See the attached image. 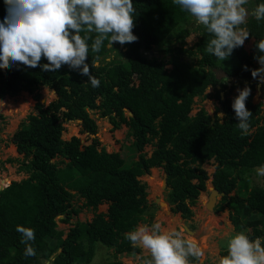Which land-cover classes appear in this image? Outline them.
<instances>
[{
  "label": "trees",
  "instance_id": "1",
  "mask_svg": "<svg viewBox=\"0 0 264 264\" xmlns=\"http://www.w3.org/2000/svg\"><path fill=\"white\" fill-rule=\"evenodd\" d=\"M261 3L264 0H252L254 8ZM133 5L137 42L118 50L113 46L107 49L109 41L105 40L97 54L91 51V44L98 34L81 33L90 37L86 63L91 66L94 56L101 57L100 66L91 69L100 81L97 88L80 74L82 66L62 65L56 72L22 64L0 69V98L25 91L33 95L37 110L11 138L22 156L18 169L28 177L0 191V264H90L98 246L114 252V260L104 264H123L118 256L140 253L125 235L138 224H154L156 206L148 203L146 185L140 178L161 168L167 175L171 212L189 219L191 207L206 189L208 175L201 166L211 160L216 164L211 184L224 193L221 203L226 204H219L215 212L228 208L234 229L246 230L251 240L260 238L264 246V186L243 184L251 171L264 166L263 103L254 101L258 81L251 75V70L260 67L254 57L264 55L255 48L256 42L264 39V20L257 21L252 15L247 19L242 27L249 31L248 39H253L250 50L234 49L229 57L233 63L219 66L220 61L206 51L213 37L203 25L194 48H184L190 35L184 24L193 16L173 0H133ZM6 15L5 0H0V22ZM172 36L176 45L164 47ZM154 47L159 57L149 59ZM196 55L195 62L184 61ZM40 63L48 61L42 58ZM214 69H221L237 85L217 80ZM245 83L252 90L246 101L252 113L247 135L238 128L232 108L239 95L232 92ZM46 86L56 99L43 107L39 88ZM209 86L220 89L205 95ZM208 96L220 104L213 115L201 108L189 116L194 99ZM90 112L107 118L112 131L122 126L127 129L131 140L125 149L132 158L106 151ZM220 112L225 114L223 121L217 116ZM71 121L78 122L81 133L90 137L88 144H82L77 136L62 138L63 125ZM148 147H152L150 154L145 151ZM58 157L60 160L54 161ZM157 176L155 171L153 177ZM231 192L233 196H229ZM102 205L107 206L105 212L98 211ZM83 210H90L92 218L71 223ZM58 222L70 227L66 232L58 230ZM17 226L34 230L31 243L35 256H24L26 246L20 242ZM141 259L145 264L149 257ZM188 259L196 262L193 257Z\"/></svg>",
  "mask_w": 264,
  "mask_h": 264
},
{
  "label": "clouds",
  "instance_id": "2",
  "mask_svg": "<svg viewBox=\"0 0 264 264\" xmlns=\"http://www.w3.org/2000/svg\"><path fill=\"white\" fill-rule=\"evenodd\" d=\"M173 3L190 13L212 35L206 51L218 61L229 59L233 50L243 47L250 36L247 28L242 27L249 16L245 7L248 0H173ZM5 4L7 15L0 22V69L22 64L29 68L41 67L44 72H56L62 65L73 69L82 66L80 74L87 76L92 87L97 88L100 81L91 74V69L100 66L101 57L94 56L91 66L86 63L89 57L87 40L90 37L81 33L98 34L91 44V51L97 54L105 40L109 41L110 48L113 43L124 45L138 41V37L133 35V0H5ZM251 15L257 21L264 20V3L257 5ZM255 48L264 54V39L256 42ZM42 58L48 63L41 66ZM254 59L260 67L251 70V75L260 84L258 90L261 92L264 91V55ZM214 70L217 74L221 69ZM244 70H249L247 65ZM221 80H225L228 86L231 83L227 80L237 85L236 80L227 78L226 74ZM215 88L220 89L219 86ZM237 91L239 95L232 108L239 121L238 128L247 135L252 113L247 109L246 101L252 90L246 85L243 90ZM212 101L218 104L215 108L220 107L215 98ZM224 115L223 112L217 114L221 121ZM255 171L264 176V166ZM167 204L170 206L168 211L172 213V206ZM16 231L22 234L20 242L26 246L24 256H35L31 243L35 240L34 230L17 226ZM125 239L133 247H142L150 253L151 259L145 264H189V257L195 258L197 264H203L205 258L204 250L196 243L183 238L180 231L162 232L158 222L151 229L148 226L138 227L127 233ZM227 252L226 256L220 257L218 264H264L261 239L251 240L245 232H239L228 240Z\"/></svg>",
  "mask_w": 264,
  "mask_h": 264
},
{
  "label": "rangeland",
  "instance_id": "3",
  "mask_svg": "<svg viewBox=\"0 0 264 264\" xmlns=\"http://www.w3.org/2000/svg\"><path fill=\"white\" fill-rule=\"evenodd\" d=\"M245 7L249 11V16H251V12L254 9L252 4V0H248V3ZM247 18V19H248ZM187 29L190 31V35L185 39V49H193L195 43L198 41L200 37V24H198L195 18H191L188 23L184 24ZM253 39H247L243 48L246 51H249L251 48ZM176 45L174 37H170L167 44L164 47H172ZM124 45L119 43H113V48L122 49ZM112 48V47H111ZM107 49L110 47L107 45ZM110 51V50H108ZM154 54L158 55V48L154 47ZM110 54V52H108ZM199 56H193L187 58L184 56V61H192L195 62ZM120 58V57H119ZM121 59V58H120ZM233 60L231 58L218 62V65L226 66L227 64H232ZM167 69L170 66H166ZM228 83H233L232 80H227ZM246 86V83L243 85H239L238 89L243 90ZM248 86V85H247ZM214 87H208L204 94L213 95ZM237 91L234 90L232 93ZM39 93L41 97L39 102L46 107L49 103L56 99V95L52 96V92L49 87H40ZM197 98L194 100V104L192 106L190 116H194L195 113L203 108L208 115H212L215 107L218 106L217 103L212 101V98ZM260 99V100H259ZM254 101H260L263 103L261 117L264 120V91L259 92L257 89L254 92ZM36 102L33 99V95L25 91H20L18 93H8L0 98V181L5 179H9L5 183L3 188H0V191L4 189L8 184L13 181H21L28 177L26 173L23 171H19L18 165L22 160V156L16 152V147L13 145L11 138L14 132L23 124L28 123L29 118L31 116L37 115V110L35 108ZM92 118L96 119V123L98 126L97 138L100 143L108 153L112 152H120L124 158H132V154H127V150L125 147L128 145L131 140L130 137L126 135L127 129L122 126L120 130L112 131V126L108 123V119H101L96 112H90ZM128 115V113H126ZM264 122V121H263ZM64 132L62 133V138L64 140H69L72 136H77L80 138L82 144H88L89 140L88 135L85 133H81V126L76 121H71L63 125ZM145 151H148V154L151 153L152 147L146 148ZM60 157L54 159V161H59ZM59 166H62L59 164ZM216 164L213 163V160L208 163L203 164L201 167L206 171L208 175V179L206 181V189L204 192H201L198 196L197 202L194 206L191 207L192 216L189 219H184L180 214H172L168 211L170 206L160 207L158 204H155L156 208L153 211L154 218L153 221L155 223L161 224V231L165 233H171L174 231H180L183 238L191 240L196 243L200 248L204 250L205 258L203 264H218L220 257L226 256L224 253L227 252V243L228 240L233 237L235 234L239 233L234 229L231 222L228 218V213L230 210L225 208L222 212H215L217 206L226 205L224 202L221 203V198H217V203L214 206L213 210L210 211L205 207V203L207 202V198L210 192V187H212V174L215 170ZM259 167L255 168L251 171L249 178L243 180V184H246L249 188L253 186H264V176H259L255 171ZM158 173L157 177H153L154 172ZM151 171L149 172V175ZM163 170L161 168H157L153 170V173L150 177L149 175H145L140 178V181L146 185L147 191V201L149 204H152L156 197L160 198V201L167 203V187L163 189L162 187V179H163ZM146 177H148V184L151 188V194L149 193V186L146 181ZM206 196V201L203 195ZM234 192H231L229 196H233ZM201 196V197H200ZM80 203V201H79ZM77 205V204H76ZM229 205V204H228ZM227 205V206H228ZM226 207V206H225ZM107 209L106 205H102L99 207V212H105ZM92 218V212L90 210H83L77 216H73L71 223L75 221L85 222L89 221ZM60 219V218H58ZM57 229L63 230L64 232L70 227L69 225L58 222ZM148 226L151 229V224H139L137 226ZM186 227L192 234L187 233L184 229ZM136 228V229H137ZM241 232H246L243 230ZM51 243V240H50ZM140 249V253L136 256L129 255H120L117 257V260L121 261L123 264H143L141 257H149L151 259L150 253L144 250L142 247H138ZM114 260V252L113 250L106 249L105 247L98 246L95 252V257L90 264H104L108 261ZM46 264H50V262H46ZM189 264H197L189 263Z\"/></svg>",
  "mask_w": 264,
  "mask_h": 264
},
{
  "label": "water",
  "instance_id": "4",
  "mask_svg": "<svg viewBox=\"0 0 264 264\" xmlns=\"http://www.w3.org/2000/svg\"><path fill=\"white\" fill-rule=\"evenodd\" d=\"M152 57L158 58L159 55L154 54V53L153 54L149 53L148 58L151 59ZM216 78H217V80H221L222 78H225V73L222 70H219L217 72V74H216ZM259 88H260V84H257V89H259ZM220 96H221V99H222V93L220 94ZM129 115H130V113H129ZM166 178H167V175L164 173L163 174V179H162V187H163V189H165L167 187V179ZM223 195H224V193H219L216 189H214L213 187H210V192H209V195H208V198H207V202L205 203V207L207 209H209L210 211H212L214 206L217 203V198H221ZM153 203L158 204L160 207H167L168 208V204L163 202V201H160L159 197H156L155 200L153 201ZM186 230H187L188 233L192 234L191 231H189L188 229H186Z\"/></svg>",
  "mask_w": 264,
  "mask_h": 264
},
{
  "label": "bare ground",
  "instance_id": "5",
  "mask_svg": "<svg viewBox=\"0 0 264 264\" xmlns=\"http://www.w3.org/2000/svg\"><path fill=\"white\" fill-rule=\"evenodd\" d=\"M154 170H155V169H154ZM7 181H9V179H5V180H3V181H0V185H1V184L5 185V183H6ZM202 195L204 196L205 201H206V196H205L204 194H202ZM193 243H194V242H193Z\"/></svg>",
  "mask_w": 264,
  "mask_h": 264
},
{
  "label": "flooded vegetation",
  "instance_id": "6",
  "mask_svg": "<svg viewBox=\"0 0 264 264\" xmlns=\"http://www.w3.org/2000/svg\"><path fill=\"white\" fill-rule=\"evenodd\" d=\"M186 227H184V229H185ZM187 229V228H186ZM185 229V231L187 232V230ZM188 233V232H187Z\"/></svg>",
  "mask_w": 264,
  "mask_h": 264
},
{
  "label": "crops",
  "instance_id": "7",
  "mask_svg": "<svg viewBox=\"0 0 264 264\" xmlns=\"http://www.w3.org/2000/svg\"><path fill=\"white\" fill-rule=\"evenodd\" d=\"M139 225V224H138ZM138 255V254H135V256Z\"/></svg>",
  "mask_w": 264,
  "mask_h": 264
}]
</instances>
